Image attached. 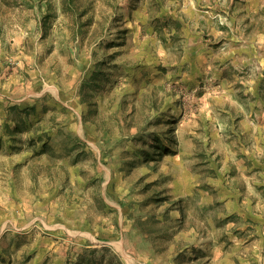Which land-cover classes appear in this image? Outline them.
<instances>
[{"label": "rangeland", "instance_id": "1", "mask_svg": "<svg viewBox=\"0 0 264 264\" xmlns=\"http://www.w3.org/2000/svg\"><path fill=\"white\" fill-rule=\"evenodd\" d=\"M252 1L0 0V264H264Z\"/></svg>", "mask_w": 264, "mask_h": 264}, {"label": "crops", "instance_id": "2", "mask_svg": "<svg viewBox=\"0 0 264 264\" xmlns=\"http://www.w3.org/2000/svg\"><path fill=\"white\" fill-rule=\"evenodd\" d=\"M230 6H233V10L238 9L239 7L236 4V0H230ZM264 7V2L262 0H253L250 5L248 6V10H247V6H245V8H241V10L239 9V14L238 17H243L245 19L250 18V21H253L256 18V15L258 16V12L260 11V9H263ZM231 21V27L227 28H223V30L226 31L225 35L227 36V41L229 42V48H228V56H230L232 59H236L238 62L241 63H237V65H243L245 64V62H247L248 59L245 58L246 52L251 53V55H249L250 58L253 59H249L250 61L255 60V62L259 63L261 66L264 65V56L262 55V48L263 46H261V44H257V43H250L249 46L247 47L245 44V39H244V34L245 31H247L246 27L245 30L241 33L238 32L239 30V26L237 27V24L235 22V17L230 18ZM243 23L240 24V26H242ZM237 32H235V31ZM218 32V31H216ZM246 46V47H245ZM226 62L229 61V59L226 58L225 60Z\"/></svg>", "mask_w": 264, "mask_h": 264}, {"label": "trees", "instance_id": "3", "mask_svg": "<svg viewBox=\"0 0 264 264\" xmlns=\"http://www.w3.org/2000/svg\"><path fill=\"white\" fill-rule=\"evenodd\" d=\"M92 75H93V78H95V76H96L95 73H93ZM19 128H20V125L16 124L15 130H18ZM168 141L169 142H167V143H160L159 140L156 139V142L153 146V151L155 152V154H154L155 156L160 158L164 152H168V148H167L168 146L166 147V145L170 144L171 140H168ZM43 147H46V146H43ZM155 201L157 203H160L162 201H165V199L164 198H156Z\"/></svg>", "mask_w": 264, "mask_h": 264}]
</instances>
